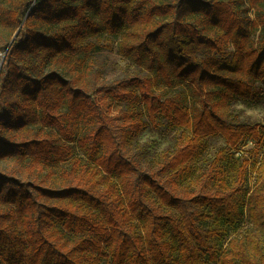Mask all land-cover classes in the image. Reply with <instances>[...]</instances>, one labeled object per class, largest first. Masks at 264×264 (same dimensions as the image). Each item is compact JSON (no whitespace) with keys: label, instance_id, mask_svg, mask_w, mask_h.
I'll list each match as a JSON object with an SVG mask.
<instances>
[{"label":"trees","instance_id":"16d2710c","mask_svg":"<svg viewBox=\"0 0 264 264\" xmlns=\"http://www.w3.org/2000/svg\"><path fill=\"white\" fill-rule=\"evenodd\" d=\"M237 103L264 108V0H0V264H264Z\"/></svg>","mask_w":264,"mask_h":264},{"label":"rangeland","instance_id":"374dc122","mask_svg":"<svg viewBox=\"0 0 264 264\" xmlns=\"http://www.w3.org/2000/svg\"><path fill=\"white\" fill-rule=\"evenodd\" d=\"M99 60L102 62L103 67H105L104 77L106 79L115 78L125 72L135 71V66L127 59L116 54L115 52L102 51L99 54ZM196 102L192 96H189V103ZM236 109L240 111L242 117H248L256 121H264V108L262 106H247L241 103L235 105ZM141 141L150 140L152 143V153L154 155L160 154L164 149L173 148L175 146L176 134L173 132L171 134L164 132V130H154L148 128L141 136ZM208 148L204 153V156L199 164V169L202 170L206 167L209 161L214 158L215 154L220 149H225L226 145L221 137V135H210L205 138ZM264 154V145L255 144L254 142H248L241 145L239 151L235 153L238 157L240 155L251 156V165L248 172L247 183L251 188L255 183L256 163L260 160V157ZM235 156V157H236ZM205 223L204 225H207ZM251 228V224L248 220H243L238 223L235 228L229 230L230 236L241 235L245 231Z\"/></svg>","mask_w":264,"mask_h":264}]
</instances>
